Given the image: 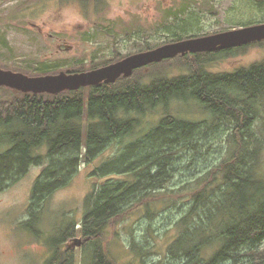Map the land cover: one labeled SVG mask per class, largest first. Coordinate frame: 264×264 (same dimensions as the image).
Masks as SVG:
<instances>
[{"label":"trees","instance_id":"1","mask_svg":"<svg viewBox=\"0 0 264 264\" xmlns=\"http://www.w3.org/2000/svg\"><path fill=\"white\" fill-rule=\"evenodd\" d=\"M75 1L87 10L92 6L98 9L104 0ZM187 37L176 33L164 43ZM119 56L116 50L106 63ZM210 57L201 55L194 64L208 63ZM78 66L65 71L99 68ZM14 71L31 76L59 72L57 68H40L35 74ZM144 73L141 68L114 83L56 94L13 89L17 97L0 108V187L20 178L32 164H42L45 157L39 149L46 145L50 163L32 193L34 200L45 199L76 174L83 147L85 157L91 160L110 141L134 133L142 119L148 118L153 125L148 129L144 126L140 138L129 142L118 156L95 171L104 176L103 183L96 184L85 199L87 209L79 231L89 264H114L105 248L109 224L136 205L150 206L148 195L173 177L179 148L195 147L200 137L198 120L169 111L171 103L192 101L212 119L231 123V151L207 172L202 188L193 194L190 209L177 222L181 232L168 253L188 264L228 260L264 264L263 139L253 128L257 104L264 102V61L232 73L211 74L204 67H194L177 77H169L164 71L151 77ZM25 224L30 225V221ZM74 231L75 224L71 223L53 241L58 249L49 264H72L73 250L64 245ZM208 249L213 250L209 259L204 254Z\"/></svg>","mask_w":264,"mask_h":264},{"label":"rangeland","instance_id":"2","mask_svg":"<svg viewBox=\"0 0 264 264\" xmlns=\"http://www.w3.org/2000/svg\"><path fill=\"white\" fill-rule=\"evenodd\" d=\"M261 20L264 0H104L98 9L87 10L75 0H0V66L33 74L40 68L69 70L90 57L107 59L116 50L127 53L148 45L155 48L176 33L210 32ZM215 58L208 64L220 67H204L208 73L248 68L264 61V41L232 51L224 60ZM171 60L144 68V74L151 77L164 71L177 77L194 68L184 67L194 63L192 58ZM9 89L0 87V108L17 97ZM257 106L253 128L263 139L260 162L264 175V102ZM169 111L198 120L200 137L195 147L179 148L173 177L148 195L150 206L136 205L109 224L105 248L114 264H188L168 253L181 232L177 222L190 209L192 196L202 188L207 172L231 151V123L212 119L192 101L171 103ZM150 123L148 118L142 119L134 133L110 141L91 160L83 147L79 169L70 182L47 198L34 200V185L50 163L48 147L43 145L39 149L45 157L42 164H32L20 178L0 187V264H49L58 249L53 241L71 223L75 231L64 246L73 250L72 264H89L79 230L87 209L85 199L104 180L95 171L140 138L144 126L153 125ZM28 221L30 225L25 224ZM212 251H205L207 259Z\"/></svg>","mask_w":264,"mask_h":264},{"label":"water","instance_id":"3","mask_svg":"<svg viewBox=\"0 0 264 264\" xmlns=\"http://www.w3.org/2000/svg\"><path fill=\"white\" fill-rule=\"evenodd\" d=\"M264 39V23L239 27L214 34L169 42L155 48L138 52L104 67L88 71L69 72L61 70L54 74L28 75L0 66V86L23 93L56 94L65 90L114 83L121 76H130L140 66L161 62L188 52H205L225 49Z\"/></svg>","mask_w":264,"mask_h":264},{"label":"flooded vegetation","instance_id":"4","mask_svg":"<svg viewBox=\"0 0 264 264\" xmlns=\"http://www.w3.org/2000/svg\"><path fill=\"white\" fill-rule=\"evenodd\" d=\"M259 23H264V20L254 21V22H250L248 24H241L239 26H233L232 28H229V29H222V30H216V31H210V32H199V33H195V34L193 33V34L188 35L187 38L205 36V35L214 34V33L222 32V31H226V30H231V29H235V28H239V27H245V26L255 25V24H259ZM187 38H185V39H187ZM262 41H264V39L259 40V41H253V42H250V43H247V44H240V45L233 46V47H229V48H225V49H219V50H214V51H205V52H194V53L188 52L185 55H181L180 54V55H177V56L188 57V58H192L194 60H197V59L201 58V55H208V56H211L209 59L212 60V62H213V61H215L217 59L215 57H218L219 58L218 60H224L225 59V56L226 55H229L231 53V51H235V50L242 51V48L243 47H247V46H250V45L252 46V45H255V44H260ZM148 47H149V45L148 46H145L144 48L141 47V48L136 49L135 51H131V52H127V53H122L120 50H118L119 51V54H120V56H119L120 58L118 60H115V61H112V62H108V63H106V62L110 60V57L111 56L109 58H107V59L102 60V61H98L97 60L98 59L97 57H93V58L90 57L89 59L85 60L84 63L78 62L77 64H79L78 67H104V66H107V65H109L111 63H114V62H117L119 60H122V59H124L125 57H127L129 55H132V54H135V53H138V52H142V51L149 50L150 48H148ZM230 49H232V50H230ZM113 53H115V51ZM177 56H175V57H177ZM218 62H220V61H218ZM154 63H160V62H154ZM154 63L148 64V65H144V66H140V68H138V69H141V68L147 69V67H155L156 65H153ZM208 63H211V61L208 62ZM208 63H203L201 65L194 64L193 63L190 66H184V67H220L216 63H213L212 65L211 64H208ZM240 67H242V66H240ZM138 69H135V70H138ZM89 70H92V69H89ZM134 71H133V73H134ZM235 71H233V72H235ZM223 73H232V72H223ZM121 77H125V76H121Z\"/></svg>","mask_w":264,"mask_h":264},{"label":"bare ground","instance_id":"5","mask_svg":"<svg viewBox=\"0 0 264 264\" xmlns=\"http://www.w3.org/2000/svg\"><path fill=\"white\" fill-rule=\"evenodd\" d=\"M190 238V237H189ZM198 241V240H197Z\"/></svg>","mask_w":264,"mask_h":264}]
</instances>
